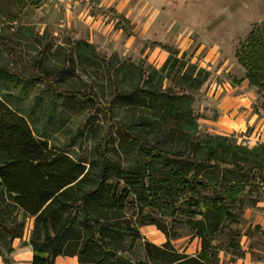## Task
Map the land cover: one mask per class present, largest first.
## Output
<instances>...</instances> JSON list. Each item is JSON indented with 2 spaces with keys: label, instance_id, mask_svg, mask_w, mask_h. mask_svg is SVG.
I'll return each instance as SVG.
<instances>
[{
  "label": "trees",
  "instance_id": "16d2710c",
  "mask_svg": "<svg viewBox=\"0 0 264 264\" xmlns=\"http://www.w3.org/2000/svg\"><path fill=\"white\" fill-rule=\"evenodd\" d=\"M251 33L238 62L250 85L264 90V26ZM163 65L103 64L93 45L77 41L62 73L54 79L47 78L49 71L42 75L54 96L86 102L103 112L108 125L118 126L127 167L107 156L85 165L51 148L44 133L35 136L0 98V235L9 236L7 253L33 221L24 243L32 249L31 264H55L61 257L77 258L78 264H216L213 243L240 223L246 187L264 173V142L249 148L203 132L193 105L210 73L185 56L170 55ZM78 69L104 72L119 114L95 90L60 89L59 81ZM0 73L11 83L38 80ZM165 81L171 86L164 88ZM153 213L171 218V228ZM147 226L156 227L166 242L157 246L146 239L141 230ZM180 226L200 240L199 255L173 247ZM138 245L144 260L135 252Z\"/></svg>",
  "mask_w": 264,
  "mask_h": 264
},
{
  "label": "rangeland",
  "instance_id": "374dc122",
  "mask_svg": "<svg viewBox=\"0 0 264 264\" xmlns=\"http://www.w3.org/2000/svg\"><path fill=\"white\" fill-rule=\"evenodd\" d=\"M89 6L72 0L70 6H57L52 0H0V70L15 72L23 77L38 76L28 84L9 82L0 77V98L14 112L23 116L34 135L45 134L51 148L59 150L87 165L91 160L109 157L127 167L130 160L122 154V137L118 126L106 123L101 110L74 97L54 96L52 86L43 80L62 73L64 61L75 42L93 45L104 64L130 63L161 69L170 57L200 65L210 73V79L195 95L193 107L199 116L201 130L210 135L231 138L237 144L247 140L257 144L264 139V90L250 85L247 71L239 65L242 44H247L251 32L264 26V0H93ZM45 53L46 55H44ZM1 74V73H0ZM43 75V76H42ZM59 81L63 91L89 92L95 90L104 106H112L113 90L101 70H77L73 77ZM165 81L164 88L171 86ZM218 91L226 101L234 100L231 116L217 124L218 113L212 96ZM251 107L262 120L258 134L245 130L240 111ZM119 116H116L118 119ZM218 122V121H216ZM244 128L238 131V124ZM261 141V142H260ZM121 154V157L119 155ZM243 199L245 208L238 225L218 234L213 243L216 264H264V173L251 180ZM153 218L170 229L171 218L153 213ZM33 222V221H32ZM27 222L23 239L12 244L14 252L7 253L10 244L7 233L0 235V264L13 261L16 250L24 248L32 230ZM180 236L172 241L175 250L186 255H199L200 240L185 227L176 228ZM142 235L157 246L166 237L154 226L141 230ZM240 249H234L230 242ZM15 245V246H14ZM137 256L144 260L141 246ZM241 253L243 255L241 256ZM32 255L23 254L31 259Z\"/></svg>",
  "mask_w": 264,
  "mask_h": 264
},
{
  "label": "crops",
  "instance_id": "0c3cea01",
  "mask_svg": "<svg viewBox=\"0 0 264 264\" xmlns=\"http://www.w3.org/2000/svg\"><path fill=\"white\" fill-rule=\"evenodd\" d=\"M71 3H72V0L68 1V4L66 7L70 6ZM212 99H213L212 104L213 106H216L217 113H218V116L216 118L217 119L216 121L218 122L212 121V124L215 125L219 123L220 121H222V119L226 118L227 116L229 117L232 115L236 107L235 106L236 102L232 99L229 101H226V98H224V96H222L219 91L214 97L212 96ZM240 119L243 120L245 130H247L248 128L252 129L251 134L253 137L258 138V136H261L258 134V128L262 120L253 114L251 107H244V109L240 111ZM244 128H242L240 123L238 124L239 132L242 133ZM263 128H264V125H263ZM261 141H264V139ZM23 254L32 255L31 247L25 246L24 248H19L18 250H16L13 261L17 262V264H31L33 255L31 256V259H27L23 257ZM55 264H78V262H77V258L61 257L55 261Z\"/></svg>",
  "mask_w": 264,
  "mask_h": 264
},
{
  "label": "built area",
  "instance_id": "2783aa9c",
  "mask_svg": "<svg viewBox=\"0 0 264 264\" xmlns=\"http://www.w3.org/2000/svg\"><path fill=\"white\" fill-rule=\"evenodd\" d=\"M53 2H55L57 4V6H67L68 1L70 0H52ZM84 1L87 3V5L89 6H96L97 4H95V2H93V0H81V2ZM258 141V139H257ZM257 141L254 142V144L252 143V140H247L244 144L249 147L252 148L257 144Z\"/></svg>",
  "mask_w": 264,
  "mask_h": 264
}]
</instances>
